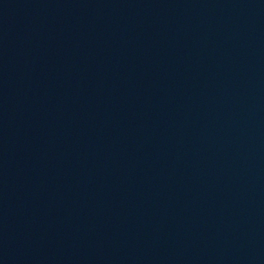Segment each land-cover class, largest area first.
<instances>
[{"label":"water","instance_id":"water-1","mask_svg":"<svg viewBox=\"0 0 264 264\" xmlns=\"http://www.w3.org/2000/svg\"><path fill=\"white\" fill-rule=\"evenodd\" d=\"M0 264H264V0H0Z\"/></svg>","mask_w":264,"mask_h":264}]
</instances>
